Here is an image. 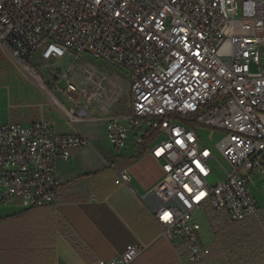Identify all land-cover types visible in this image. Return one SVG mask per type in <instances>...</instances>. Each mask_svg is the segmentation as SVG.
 <instances>
[{
  "label": "built area",
  "instance_id": "obj_1",
  "mask_svg": "<svg viewBox=\"0 0 264 264\" xmlns=\"http://www.w3.org/2000/svg\"><path fill=\"white\" fill-rule=\"evenodd\" d=\"M0 48L28 75H37L33 58L74 56L126 73L129 112L107 121L105 139L120 151L155 133L148 151L162 162L164 178L142 202L162 235L184 247L182 264H213L195 214L207 220L211 209L235 222L257 216L256 179L264 198V0H0ZM66 89L76 91L72 83ZM88 146L80 132L57 134L45 121L0 125V206L53 205L56 162ZM127 181L120 173L118 183ZM143 251L129 245L97 264H132Z\"/></svg>",
  "mask_w": 264,
  "mask_h": 264
},
{
  "label": "crops",
  "instance_id": "obj_2",
  "mask_svg": "<svg viewBox=\"0 0 264 264\" xmlns=\"http://www.w3.org/2000/svg\"><path fill=\"white\" fill-rule=\"evenodd\" d=\"M4 53L0 49V62ZM12 92L7 84L0 86V125L30 126L45 121L57 134L78 131L66 126L61 113L48 99L39 101L45 96L40 91L29 88L13 92L27 101L22 105L25 107L18 108L11 105ZM52 106L59 112L61 123L50 113H43L45 107ZM108 120L104 140L97 133L78 131L90 146L71 150L67 162H56L60 189L53 205L31 209L0 206V264H97L99 260L118 258L129 245L144 247L132 264H182L178 251L183 252L184 247L176 249L162 235L142 202L163 180L162 162L151 156L150 144L143 147V140L139 145L130 141L120 151L111 148L105 139ZM99 141L102 146L107 144L103 152L98 150ZM122 172L127 174L128 181L118 183ZM259 196L256 193L264 207V198L261 193ZM211 239L206 226L204 242L211 250L209 260L213 264H228L220 245Z\"/></svg>",
  "mask_w": 264,
  "mask_h": 264
},
{
  "label": "rangeland",
  "instance_id": "obj_3",
  "mask_svg": "<svg viewBox=\"0 0 264 264\" xmlns=\"http://www.w3.org/2000/svg\"><path fill=\"white\" fill-rule=\"evenodd\" d=\"M4 54V59L0 62V86L7 84L13 92H21L29 88L40 91L47 98L43 96V99L40 98L39 101L44 102L48 99L59 110L66 126L71 130L76 129L82 133H97L98 138L104 140L103 132L106 120L129 112V81L126 73L121 70L86 56H74L50 61H40L33 58L31 65L41 81V88L7 52ZM93 82L100 83L101 87L96 90ZM68 83L75 86V93L69 94L67 92ZM13 92L10 98L11 105L15 108L25 107L22 106L24 102L27 103L25 98ZM92 92L96 94V98L89 101L86 94ZM49 95L54 96L59 103L54 104ZM55 107L52 106V109L45 107L43 113L46 116L50 113L58 123H61L59 112ZM203 135L206 139L210 137L205 132H203ZM216 142L217 139L214 138L212 142H209V146L215 147ZM96 144H99L98 150L100 152L108 148L107 144L102 146L103 144L100 141ZM215 169L217 176L221 178V169L218 167ZM254 183L255 194L257 193L258 197L261 198L259 194L262 181L256 179ZM260 206L264 208L261 203ZM222 217L225 218L226 216L222 215ZM195 218L204 227L208 226L211 240L220 245L217 230L211 227L205 214H195ZM253 219L257 220V216Z\"/></svg>",
  "mask_w": 264,
  "mask_h": 264
},
{
  "label": "trees",
  "instance_id": "obj_4",
  "mask_svg": "<svg viewBox=\"0 0 264 264\" xmlns=\"http://www.w3.org/2000/svg\"><path fill=\"white\" fill-rule=\"evenodd\" d=\"M149 133L143 139L147 147L155 138ZM211 227L217 230L220 248L228 264H264V209L259 210L257 220L246 219L235 222L215 214L211 209L206 211Z\"/></svg>",
  "mask_w": 264,
  "mask_h": 264
},
{
  "label": "bare ground",
  "instance_id": "obj_5",
  "mask_svg": "<svg viewBox=\"0 0 264 264\" xmlns=\"http://www.w3.org/2000/svg\"><path fill=\"white\" fill-rule=\"evenodd\" d=\"M29 75H30V77L37 83V85H39V87H41L42 88V84H41V81H40V79L37 77V75H35L34 73H29ZM50 96V98L54 101V102H57L58 103V101L54 98V96H51V95H49Z\"/></svg>",
  "mask_w": 264,
  "mask_h": 264
},
{
  "label": "snow or ice",
  "instance_id": "obj_6",
  "mask_svg": "<svg viewBox=\"0 0 264 264\" xmlns=\"http://www.w3.org/2000/svg\"><path fill=\"white\" fill-rule=\"evenodd\" d=\"M199 166V165H198ZM165 219H168V217L167 216H165Z\"/></svg>",
  "mask_w": 264,
  "mask_h": 264
}]
</instances>
